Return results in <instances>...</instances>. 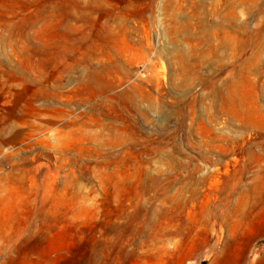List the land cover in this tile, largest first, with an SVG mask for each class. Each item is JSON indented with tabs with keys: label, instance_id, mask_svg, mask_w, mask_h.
<instances>
[{
	"label": "rangeland",
	"instance_id": "rangeland-1",
	"mask_svg": "<svg viewBox=\"0 0 264 264\" xmlns=\"http://www.w3.org/2000/svg\"><path fill=\"white\" fill-rule=\"evenodd\" d=\"M0 264H264V0H0Z\"/></svg>",
	"mask_w": 264,
	"mask_h": 264
}]
</instances>
